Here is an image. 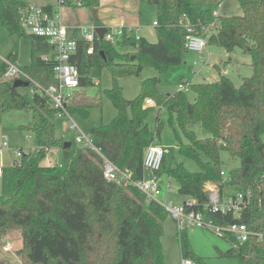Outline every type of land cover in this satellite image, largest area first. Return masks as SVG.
Instances as JSON below:
<instances>
[{"label": "trees", "instance_id": "trees-1", "mask_svg": "<svg viewBox=\"0 0 264 264\" xmlns=\"http://www.w3.org/2000/svg\"><path fill=\"white\" fill-rule=\"evenodd\" d=\"M62 1V5L70 4V0ZM80 1L86 8L99 2ZM237 1L241 14L219 15L206 44L217 45L227 53L239 48L249 54L252 72L242 77L239 86L219 73L215 81L190 83L195 94L190 101L184 91L160 93L159 78L152 76L142 80L136 96H123L119 77L138 76L144 66L160 74L169 65L181 63L187 53L184 24L188 22L194 34H202L203 27L212 21L208 8L190 0H147L155 11L154 42L127 33L115 42L95 39L92 55H85L79 47L71 60L81 75V88L91 84L90 78L103 68L112 77L111 87L103 92L116 114L88 131L106 158L121 169L128 168L134 179L141 178L145 173L144 151L163 128L159 114L153 129L147 118L155 109L164 110L167 123L171 127L175 123L184 139L173 128L177 154L191 161L196 170L168 160L167 150L156 174L161 179H173L178 194L194 199L187 209L199 211L203 220L219 226L242 223L264 235V0ZM26 4L0 0V22L8 33L30 39V63L21 68L46 85L52 80L53 63L40 59V54L51 52L53 47L45 37L28 34L19 26V9ZM16 57L14 51L4 58L16 63ZM6 69L0 59V119L8 110H31V124L22 128L32 133L36 142L35 148L21 150L19 159L2 166L0 174V238L10 230L20 232L21 264H165L160 243L168 215L164 208L155 202L145 204L136 187L106 181L96 153L74 143L63 147L64 140L56 137L53 124L58 110L39 91H33L30 100L25 98L12 86L15 79L3 78ZM81 88L74 92L69 108L85 114L100 101L88 99ZM145 98H151L154 105H144ZM194 124L208 136L197 138L191 129ZM55 147L61 148L59 164L44 165L47 152ZM221 151L237 157L239 165L222 169ZM206 182L215 183L221 195L242 194L244 208L238 216L206 207ZM186 229L177 231L181 256L201 264L189 248ZM222 238L230 247L219 250L221 256L235 258L238 264H264V238L258 241L251 236L243 243L229 234Z\"/></svg>", "mask_w": 264, "mask_h": 264}, {"label": "rangeland", "instance_id": "rangeland-1", "mask_svg": "<svg viewBox=\"0 0 264 264\" xmlns=\"http://www.w3.org/2000/svg\"><path fill=\"white\" fill-rule=\"evenodd\" d=\"M27 3L37 4L42 6L43 4L52 5L55 8H60V14L63 23L66 24L65 11H68L69 19H76L79 25L91 26V10H84L78 8L82 6H58V0H22ZM124 3V0H119ZM129 3V9L137 5V11L140 13L138 18V24L143 29V34L148 39H154V27L151 22L155 18L154 7L147 2V0H127ZM193 3L198 4L202 8H208L211 13L217 11L219 15H240L241 8L237 0H222L220 5L216 1L207 0H190ZM83 11L84 15L80 16L79 11ZM90 13V14H89ZM217 19V18H216ZM216 19L213 17V21ZM213 31V28L206 30L207 36ZM142 33V32H141ZM140 33V34H141ZM30 39L26 36H19L17 33H8L6 28L0 22V57H5L11 52H17V61L20 66H26L30 63ZM228 56L230 58L228 59ZM196 61V64L192 63ZM216 63L220 66L222 74L228 76L235 86L241 84L242 77L249 76L252 72L250 66L249 54L241 51L239 48H234L231 52L227 53L223 48L217 45H208L203 50L194 51L187 50L183 61L179 64L169 65L160 74L151 67L144 66L138 76L130 75L118 78V84L122 88V94L125 98H133L140 91V85L142 80L157 76L159 83L157 90L162 94H169L177 90V85L181 82L197 83V82H211L219 78L218 69L213 67ZM225 70V71H223ZM98 84H89L82 87L85 95L88 99H98L100 105L91 109H88L85 114L71 113L72 120L78 124L79 128L85 132L92 128L98 127L101 123L109 122L116 114L115 107L111 104L108 98L104 95V90L111 87L112 77L107 70L103 68L98 76ZM11 81V79H9ZM19 92L28 100L31 99L32 91L31 86L18 87ZM82 94V93H81ZM187 98L190 101L194 100V92L190 88L186 91ZM153 101V100H152ZM154 103V101H153ZM153 105V104H152ZM159 114L160 119L163 121V128L159 135H156L153 143L161 145L167 148L168 160H175L182 162L188 170H196L195 165L177 154L178 139L175 137V129L177 135L181 140H184L180 132L178 131L176 124L171 127L166 119L167 114L164 110L155 109L151 112L147 118L149 126L153 129V121L156 115ZM32 113L29 109L22 110H8L2 114L0 119V143L6 138L9 143V147L3 148L0 151V162L9 164L15 157L13 150L15 145L22 147V151L26 152L30 150V145L33 148L36 147L35 138L32 133H27L23 130V126L27 127L31 124ZM70 121L67 116H56L53 120L55 135L61 137L64 141H70L73 143V132L69 131L68 124ZM197 138H203L208 134L198 125L191 126ZM29 134V136H28ZM61 148H51L47 152L46 158H48L51 164H57L60 159ZM220 158L222 160V166L225 171L239 165V159L237 157H231L227 152L221 151ZM45 161V160H44ZM43 161V162H44ZM44 164V163H43ZM166 181V180H165ZM171 192H166L164 186H162L161 194L158 196L162 202L170 201L172 206L182 205L181 201L189 200L188 196L178 194L176 191V183L173 179H169ZM1 192V182H0ZM184 201V202H185ZM177 225L175 221L167 215L163 223V234L160 238V243L163 250L164 263L165 264H181L182 256L180 250V243L177 236ZM186 235L189 243V248L193 252L194 256L201 260V264H238L237 260L232 257L221 256L219 250L225 251L230 247L229 242L220 237L213 229L205 227H187ZM4 247H9L5 249ZM21 239L20 232L18 230H10L7 235L0 238V264H21Z\"/></svg>", "mask_w": 264, "mask_h": 264}, {"label": "built area", "instance_id": "built-area-1", "mask_svg": "<svg viewBox=\"0 0 264 264\" xmlns=\"http://www.w3.org/2000/svg\"><path fill=\"white\" fill-rule=\"evenodd\" d=\"M70 4L81 6L80 0H70ZM222 0H218V5ZM62 0H58V6H63ZM219 16L217 11L212 13L215 19ZM216 21H212L203 27L202 34H194L191 25L186 22L184 24L187 33L184 39V46L189 50L201 51L206 46L207 33L209 28H216ZM152 25H156L153 21ZM19 26L24 32L28 34H35L43 36L47 39L49 45L53 47L49 53L40 54V59L44 61H52V80L46 85H42L36 80L32 79L21 67L0 57L7 65V69L3 73V78L6 80L21 79L28 82L31 86V91H39L43 93L53 108L58 110L57 116H67L70 123L68 124L69 131L74 133V144L88 149L96 153L100 157V168L103 178L106 181L112 182L124 188L133 186L136 187L144 196V203L149 204L155 202L162 206L167 214L175 221L177 231L187 227H205L213 229L220 237L226 234L234 236L239 242H245L249 237L254 236L258 241H262L264 235L261 232H254L249 230L245 224L231 223L227 226H219L213 224L211 221L203 220L202 214L199 211L187 209L193 205L195 200L190 198L182 205L172 206L170 201L162 202L158 196L161 194L162 186L166 192H171L172 188L170 182L166 178L164 182L156 172L159 170L163 156L167 152V148L158 145H149L143 154L142 167L144 175L141 178L134 179L132 172L128 168L121 169L111 160L106 158L98 149L95 139L91 133L85 132L72 120L69 104L73 98L74 92L81 88L80 73L76 64L71 60L73 55L77 53L79 47L82 48L85 55H92L94 53L95 39H104L105 41L115 42L123 33L135 36L138 38L140 26L107 23L102 26H85L78 25L80 33L79 38L70 37L67 33V26L63 23L59 7L48 11L42 6L27 3L19 9ZM96 27H103L104 32L99 38L96 32ZM195 63V62H193ZM91 84H98V79L90 78ZM189 83L181 82L177 85V90L188 91ZM153 101L151 98H145L144 105H150ZM9 147V143L4 138L0 143V151L3 148ZM14 156L19 159L22 152L19 148L13 150ZM51 166V162H47ZM2 166L0 165V174ZM220 175L225 179V173L220 171ZM204 191L208 196L206 207L212 211L232 212L237 215L244 208L243 196L241 193H234V195H221L217 185L213 182H206ZM9 247H4V250ZM181 264H196L189 258H183Z\"/></svg>", "mask_w": 264, "mask_h": 264}, {"label": "crops", "instance_id": "crops-1", "mask_svg": "<svg viewBox=\"0 0 264 264\" xmlns=\"http://www.w3.org/2000/svg\"><path fill=\"white\" fill-rule=\"evenodd\" d=\"M98 1H99L98 2V5L95 6V7H93V8H86V7H83V6L82 7H78V8H83L84 10H86L85 12H87V10H91L90 12H91V18H92V21H93L92 22L93 25L102 26V25H105L107 23H113V24H125V25H132V26H134V25L140 26L138 24V18L140 17V13L136 10L137 9V5L134 4V7L130 10L129 9V3H128L127 0H124V3H122L119 0H98ZM35 5H37V4H35ZM66 5L74 7L72 4H66ZM45 6H51L52 8H55L52 5H47V4H43L42 5V7H45ZM63 6H65V5H63ZM79 12H80V16H83L84 15V12L83 11L80 10ZM65 15L66 16H64V17L67 20V22H66L67 25L66 26H67V33H68V35L70 37L79 38L80 37V33L78 31V25H79L78 24V21L76 19H74V18L73 19H69L70 15H69L68 11H65ZM154 19H152V22L154 21ZM152 22H151V24H152ZM154 33H155V29H154ZM139 35L145 37V35L143 34V29L141 28V26H140V30H139ZM154 37H155L154 39H148L147 37H145V38L147 40L151 41V42H154L156 40V35ZM207 46L208 45L206 44V47ZM228 57H230V56H228ZM193 62H195L194 64H196V61H193ZM15 64L18 65L19 67H22V68L24 67V66H20L18 64L17 57H16V63ZM213 67H215L216 69H218V72L222 74L219 65H217L216 63H214L213 64ZM223 71H225V70H223ZM190 82L191 81H189L188 83L190 84ZM152 104L154 105V103H152ZM152 104H150V105H152ZM25 132L30 133L28 131H25ZM28 136H29V134H28ZM56 137H58V136H56ZM73 137H74V133H73ZM14 147L15 148H19L20 150H22V147L19 146V145H15ZM29 149H33L32 144L30 145V148ZM16 159L17 158L14 157L12 159V162H10L9 164H5L3 162H0V165L1 166L10 165ZM60 159H61V151H60ZM60 159H59V162H60ZM48 161H50V160L45 157V161L43 162L44 165H47V162ZM59 162L57 164H59ZM51 166H52V164H51ZM162 180L165 182L166 179H162ZM189 199H190V197H189ZM184 201L185 200L181 201V203L184 204L186 202V201L185 202ZM7 234H8V232L5 235H7Z\"/></svg>", "mask_w": 264, "mask_h": 264}, {"label": "water", "instance_id": "water-1", "mask_svg": "<svg viewBox=\"0 0 264 264\" xmlns=\"http://www.w3.org/2000/svg\"><path fill=\"white\" fill-rule=\"evenodd\" d=\"M96 32L98 34V37L101 38L102 37V34L104 32V28L103 27H96ZM131 58H133V56H131ZM12 86L15 87V88H18V87H21V86H28V82L27 81H23L21 79H15L13 82H12ZM71 145V142L70 141H64L62 146L63 147H69Z\"/></svg>", "mask_w": 264, "mask_h": 264}]
</instances>
